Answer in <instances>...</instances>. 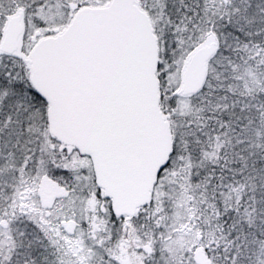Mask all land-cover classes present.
Here are the masks:
<instances>
[{
  "label": "snow or ice",
  "instance_id": "snow-or-ice-1",
  "mask_svg": "<svg viewBox=\"0 0 264 264\" xmlns=\"http://www.w3.org/2000/svg\"><path fill=\"white\" fill-rule=\"evenodd\" d=\"M0 264H264V0H0Z\"/></svg>",
  "mask_w": 264,
  "mask_h": 264
}]
</instances>
